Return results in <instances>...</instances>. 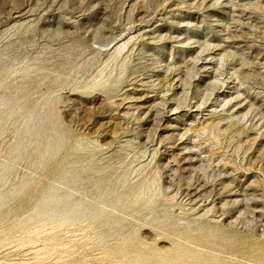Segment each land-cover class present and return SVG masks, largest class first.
I'll list each match as a JSON object with an SVG mask.
<instances>
[{"label":"rangeland","instance_id":"1","mask_svg":"<svg viewBox=\"0 0 264 264\" xmlns=\"http://www.w3.org/2000/svg\"><path fill=\"white\" fill-rule=\"evenodd\" d=\"M0 194V264H264V0H0Z\"/></svg>","mask_w":264,"mask_h":264},{"label":"bare ground","instance_id":"2","mask_svg":"<svg viewBox=\"0 0 264 264\" xmlns=\"http://www.w3.org/2000/svg\"><path fill=\"white\" fill-rule=\"evenodd\" d=\"M177 84V83H176ZM33 109V108H32ZM32 109L31 110H29L28 111V113H27V115L25 116V122L27 123V122H29V120L31 119V117L33 116V111H32ZM50 152L52 153L53 151H54V147H51L50 149ZM167 161V160H166ZM175 168H177V167H175ZM27 184H26V182H24V183H22L21 184V186L20 187H18L17 189H15V191H14V195H17V196H19V195H21L23 192V189H24V187L26 186ZM22 192V193H21ZM73 193V192H72ZM1 195V194H0ZM63 207V206H62ZM45 210H47V207H45L44 208ZM54 209H55V207H54ZM41 211H42V209H41ZM73 211V207L71 208V209H69V212H72ZM38 212H39V210H38ZM43 212V211H42ZM67 219H69L68 218V216H63L62 218H60V220H67ZM43 229V228H42ZM38 233V232H37ZM27 241V240H26Z\"/></svg>","mask_w":264,"mask_h":264}]
</instances>
